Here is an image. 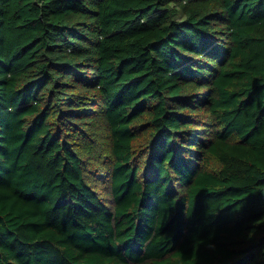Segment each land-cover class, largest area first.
<instances>
[{"label":"trees","instance_id":"16d2710c","mask_svg":"<svg viewBox=\"0 0 264 264\" xmlns=\"http://www.w3.org/2000/svg\"><path fill=\"white\" fill-rule=\"evenodd\" d=\"M0 264H264V0H0Z\"/></svg>","mask_w":264,"mask_h":264},{"label":"rangeland","instance_id":"374dc122","mask_svg":"<svg viewBox=\"0 0 264 264\" xmlns=\"http://www.w3.org/2000/svg\"><path fill=\"white\" fill-rule=\"evenodd\" d=\"M81 139L77 140V145L81 147V153L83 156H87L93 154V156H97L101 158L103 161L107 157V140L105 139V134L103 130L97 129L90 135H88V131L84 133ZM101 186H105V184L101 183ZM105 199L109 198L105 196Z\"/></svg>","mask_w":264,"mask_h":264}]
</instances>
